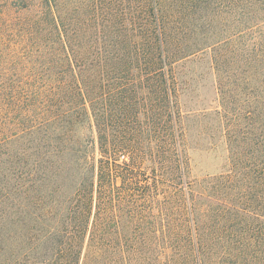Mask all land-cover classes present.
<instances>
[{"label": "trees", "instance_id": "obj_1", "mask_svg": "<svg viewBox=\"0 0 264 264\" xmlns=\"http://www.w3.org/2000/svg\"><path fill=\"white\" fill-rule=\"evenodd\" d=\"M0 264H264V0H0Z\"/></svg>", "mask_w": 264, "mask_h": 264}, {"label": "rangeland", "instance_id": "obj_2", "mask_svg": "<svg viewBox=\"0 0 264 264\" xmlns=\"http://www.w3.org/2000/svg\"><path fill=\"white\" fill-rule=\"evenodd\" d=\"M206 92L209 96V98L214 97V91H212V88H207ZM213 159V157L208 156L205 152H195L193 154V162L196 165V168L198 169H202L205 167L206 164H208V162Z\"/></svg>", "mask_w": 264, "mask_h": 264}]
</instances>
